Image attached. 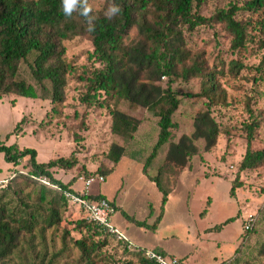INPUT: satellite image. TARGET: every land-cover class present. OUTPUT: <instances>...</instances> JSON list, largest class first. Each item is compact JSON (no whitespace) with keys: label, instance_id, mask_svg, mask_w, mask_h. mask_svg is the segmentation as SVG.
<instances>
[{"label":"rangeland","instance_id":"1","mask_svg":"<svg viewBox=\"0 0 264 264\" xmlns=\"http://www.w3.org/2000/svg\"><path fill=\"white\" fill-rule=\"evenodd\" d=\"M87 1L93 10H100L105 5V0ZM247 1L200 0V5L195 8L202 16L211 17L233 6L239 7L241 10L236 18L247 25L249 35V43L243 49H232L233 37L221 25L201 26L184 32L185 45L200 54L208 68L222 70L217 74V82L226 91V102L211 106L208 99L188 98L187 94L202 93L201 79L175 81L173 88L181 101L174 116L177 128L172 130L171 140L153 161L150 175H156L163 165L171 142L194 134V119L201 110L211 114L221 135L210 151H205L203 141L197 142L200 152L177 175L178 187L169 196L164 211L161 210L162 194L143 174L144 165L158 141V120L146 109L125 103L123 110L141 122L140 129L128 142L113 135L106 96L90 92L89 80L97 70L104 69V65L98 60L88 37L65 43L67 61L73 72L68 77L62 109L55 110L48 100L18 95L0 98V142L16 145L21 150H36L40 163L70 158L75 152L78 166L71 171H57L54 178L72 185L77 191H82L84 186L81 178L107 176L106 173L114 169L105 183L92 185L90 194L104 195L112 201L117 209L114 225L124 230L128 228L129 236L140 244V248L159 245L170 255L191 253L184 258L188 264L192 258H200L201 264H217L219 260H225L221 264H264V258L258 254L264 241V167L240 171L248 145V125L256 124L252 130V148L264 149V30L260 25L264 23V12L243 9ZM166 82L163 78L159 85L165 88ZM87 95L92 98L86 104L83 99ZM113 145L126 150V155L115 166L108 158ZM14 167L5 160L4 154H0V180L8 178L14 170L30 171L29 158ZM238 175L240 178L234 183ZM233 187L234 196L231 197ZM239 212L243 217L234 219L222 233L209 235L206 244L198 238L204 226H215ZM250 215L256 217V224L248 233L243 229V223ZM160 216L163 219L159 223ZM86 219L78 209L66 207L61 231L68 232L69 241H81L89 236L88 245L92 241L103 243L106 236L92 237L95 230L85 227L83 221ZM154 225L158 226L156 231L152 229ZM106 239L107 245L97 250V264H126L135 259L111 237ZM235 247H238L237 251L231 253ZM72 252L77 258L78 251ZM214 257L218 258L215 262ZM166 258L170 259V256ZM69 264L74 263L70 261Z\"/></svg>","mask_w":264,"mask_h":264},{"label":"trees","instance_id":"2","mask_svg":"<svg viewBox=\"0 0 264 264\" xmlns=\"http://www.w3.org/2000/svg\"><path fill=\"white\" fill-rule=\"evenodd\" d=\"M111 4L118 5L121 11L108 19L104 13ZM199 5L200 0H105L102 9H91L89 17H85L82 13L90 7L87 0H78L71 15L64 12V0H0V98L18 95L48 100L55 110L62 109L68 77L73 72L67 61L65 43L88 37L98 60L104 65V69L97 70L89 80L90 92L106 96L113 135L128 142L140 129L141 122L123 110L125 103L146 109L158 120V141L144 165L143 174L162 194L161 210L164 211L177 186V175L200 152L197 142L203 141L205 151H210L221 135L211 114L201 110L194 119V134L171 142L163 165L156 175H150L153 161L171 140L172 130L177 128L174 116L181 101L173 88L175 81L201 79L202 93L187 94L188 98L208 99L211 106L226 102V91L217 82V74L222 70L208 68L202 56L185 45V30L221 25L233 37V50L243 49L249 43L247 25L236 18L241 10L239 7L233 6L228 11L205 17L195 10ZM243 9L263 13L264 0H248ZM91 16L95 19H90ZM260 25L264 30V23ZM163 78L167 79L165 88L159 85ZM91 98L87 95L83 101L87 104ZM255 126V123L247 126L248 145L240 171L264 167V149L252 148ZM0 154H4L5 160L15 165L14 168L28 157L31 169L26 173L14 170L12 173L16 175L10 179V186L0 190V264H69L70 261L97 264V250L107 245L108 237L135 257L126 264H158L148 258L146 249L130 248L128 241L118 240L116 235L87 216L83 221L85 227L95 230L94 238L105 235L103 243L92 241L88 245L89 236L81 241H69L68 232L61 231L66 207L74 209L65 193H76L77 190L54 178V174L78 166L75 152L70 158L40 163L36 150H21L16 145L0 142ZM125 155V147L113 145L108 158L115 166ZM113 171L109 170L106 175ZM40 178L47 179L50 185L41 182ZM239 178L238 175L234 183ZM231 196H234V187ZM90 199L106 198L99 195ZM161 219L160 216L158 222ZM233 220L229 219L215 231ZM138 224L144 227L143 223ZM152 229L156 230L157 226ZM73 250L78 251L77 258L73 256ZM154 251L166 257L161 251ZM258 254L264 258V241Z\"/></svg>","mask_w":264,"mask_h":264},{"label":"built area","instance_id":"3","mask_svg":"<svg viewBox=\"0 0 264 264\" xmlns=\"http://www.w3.org/2000/svg\"><path fill=\"white\" fill-rule=\"evenodd\" d=\"M26 173L25 171H22ZM15 173H12L8 178L0 180V190L8 187L10 179L15 177ZM44 184L50 185L47 179H39ZM83 182L82 191H76V193H65L66 197L69 200L71 206L74 209L83 211L87 218L91 221H94L99 226L108 230L111 234L117 236L118 240H126L130 243L126 235L120 231L113 223V218L117 213L116 207L108 199H90L94 196L90 194V188L95 183H105L106 177L103 175L90 178H81ZM256 223V217L250 215L244 222V230L250 231L253 229ZM133 245L130 243V248ZM147 256L149 259L156 261L158 264H183L180 259L177 257H170V259L156 253L153 250H147Z\"/></svg>","mask_w":264,"mask_h":264},{"label":"crops","instance_id":"4","mask_svg":"<svg viewBox=\"0 0 264 264\" xmlns=\"http://www.w3.org/2000/svg\"><path fill=\"white\" fill-rule=\"evenodd\" d=\"M205 179V178H204ZM178 187V186H177ZM174 193V192H173ZM231 194V193H230ZM102 196H104V195H102ZM232 197V196H231ZM212 198V197H211ZM107 199V198H106ZM112 202V201H111ZM212 202H213V198H212ZM168 203V202H167ZM207 208H208V206H207ZM207 210V209H206ZM208 211V210H207ZM164 214V213H163ZM202 214V213H201ZM201 214H200V217H201ZM242 214V212H239V213H237L235 216H233V217H231V218H228L227 220H225V221H223V222H221V223H219V224H217V225H215V226H211V227H206V226H204V228H202V230L199 232V235H198V238H200L203 242H205V241H209V239H208V237H209V235H211V234H220V233H222V231H224V227L221 229V230H219V231H215V228L216 227H219L220 225H222V224H224L226 221H228L229 219H238L239 218V216ZM250 214V213H249ZM245 215H248L246 212H245ZM241 217H243V215H241ZM162 219H163V216H162ZM162 219H161V221H162ZM160 221V222H161ZM159 222V223H160ZM231 223V222H230ZM229 223V224H230ZM228 224V225H229ZM227 226V225H226ZM243 226H244V223H243ZM117 227V226H116ZM120 231H122L125 235H126V237L128 238V240L130 241V243L134 246V247H137V248H140V244H138V242L137 241H135L134 239H133V237L132 236H129V229L128 228H126V230H124V229H122V228H120V227H117ZM157 228H158V226H157ZM243 229H244V227H243ZM157 230V229H156ZM156 230H154V231H156ZM202 235V236H201ZM205 244H206V242H205ZM238 246H239V241H238ZM218 247H220V243L218 244ZM141 249H146V250H160L162 253H164L165 255H167V256H170V257H177L178 259H180L181 261H182V263L183 264H188L185 260H184V258H186V257H189V255H191V253L189 254V255H187V256H179V255H174V254H172V255H170V254H167L164 250H163V248L161 247V246H159V245H156V246H152L151 248H141ZM237 249H238V247L236 248H234L233 250H232V252L231 253H234L235 251H237ZM166 256V257H167ZM195 259V260H194ZM192 258V262H191V264H201L202 262H201V259L199 258V259H196V258ZM214 262L215 261H217L218 260V258H216V257H214ZM223 261H225V260H223ZM223 261H221L220 262V260H219V262H216L217 264H221Z\"/></svg>","mask_w":264,"mask_h":264},{"label":"clouds","instance_id":"5","mask_svg":"<svg viewBox=\"0 0 264 264\" xmlns=\"http://www.w3.org/2000/svg\"><path fill=\"white\" fill-rule=\"evenodd\" d=\"M78 3V0H64V12L67 15H71L73 11V7ZM121 9L116 4H111L107 11L104 13L105 17L108 19H112L116 17L120 13ZM91 12V8L87 7L84 9L82 15L85 17H89V13ZM90 19H95V17L91 16ZM91 27V25H89Z\"/></svg>","mask_w":264,"mask_h":264}]
</instances>
